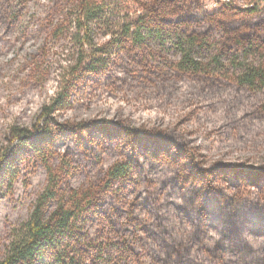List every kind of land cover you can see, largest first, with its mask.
Segmentation results:
<instances>
[{"label": "rangeland", "instance_id": "obj_1", "mask_svg": "<svg viewBox=\"0 0 264 264\" xmlns=\"http://www.w3.org/2000/svg\"><path fill=\"white\" fill-rule=\"evenodd\" d=\"M221 1L237 7L250 4V0ZM79 3L0 0V160L9 166L0 164L4 166L0 171V261L21 236L47 186L48 161L40 152L50 143L42 149L38 141L45 129L68 132L94 123L137 133L157 129L187 143L186 163L192 160L205 175L231 168L264 177V89L251 90L239 83L243 66L255 62L258 55L247 59L242 52L223 51V33L214 29L205 44L193 50L194 58L209 73L183 70L179 63L188 46H181L173 27H166L162 39L134 43L130 36L123 38L125 30H135L143 15L134 0H99L102 13L90 28L91 45L83 49ZM124 39L128 41L123 47L114 44ZM93 58L103 59L101 71L74 89L66 109L45 115L44 108L75 78L79 63L84 61L86 66ZM14 130L26 135L15 138ZM60 144L59 152L66 150L73 159L69 183L76 189L96 186L111 166L129 160L121 151L123 146L116 151L109 143L104 148L98 143L89 156H80L65 141ZM137 163L143 172H133L125 186H114L118 198L108 200L105 211L113 224L106 227L93 217L87 225L89 236L106 245L102 258L90 264H169L171 259L163 256V250H169L161 244L165 230L160 220L189 243L198 239L194 225L177 207L183 206L179 187L171 196L173 190L164 186L171 174L155 175L145 157ZM149 180L154 182L150 189L156 197L163 198L156 204L153 200L145 203L146 195L136 191L149 189ZM212 182L221 188L226 184L218 175ZM165 195L171 198L168 205ZM253 198L258 199L257 195ZM125 242L132 245V251ZM199 246L194 243L200 251Z\"/></svg>", "mask_w": 264, "mask_h": 264}, {"label": "trees", "instance_id": "obj_2", "mask_svg": "<svg viewBox=\"0 0 264 264\" xmlns=\"http://www.w3.org/2000/svg\"><path fill=\"white\" fill-rule=\"evenodd\" d=\"M134 2L142 9L143 15L135 30H125L123 38L130 36L134 43L162 39L166 27L171 26L179 33L181 46H188L179 63L180 68L192 73H209L208 68L194 58L193 50L205 44L211 31L219 29L223 33V51L242 52L247 59L258 55V61L243 66L239 73L240 86L251 90L264 89V0H250L245 7L231 6L221 0ZM79 12L78 28L84 33L80 45L84 49L91 45L90 28L102 13L99 0H80ZM205 25L207 29L202 30ZM126 41L115 40L114 44L123 47ZM102 62V58H93L84 66V61H81L75 68V78L63 85L52 104L44 108V114L66 109L74 89L87 76L100 72ZM89 126L77 125L68 132L60 130L55 133L45 129L42 133L38 140L42 141V149L50 143L46 151H39L48 161V183L37 198L21 236L13 242L0 264H45L46 261L53 264H90L95 263L98 257L102 258L106 245L89 236L87 225L93 217L106 227L113 224L110 214L105 211L108 200L116 201L118 198V194L113 192L114 186H125L133 172H143L137 163L139 157H145L151 163L149 165L154 168L155 175L159 172L171 174L167 180L169 183L165 181L164 186H168L170 192L173 190L171 196L179 187L183 206L177 207L194 225L193 233L198 236L195 242L189 243L181 234L168 231V222L160 220L164 223L161 222L160 226L165 230L162 231L161 244L164 242L169 250H163V256L166 254L171 259L169 264H264V177L231 168L205 175L197 170L192 160L190 164L186 163L187 143H180L174 134L169 135L166 131L154 129L137 133L118 125L107 127L94 123ZM14 133L15 138L26 135L23 130H14ZM61 140L80 156H89L98 143L103 148L109 143L116 151L123 146L121 151L129 156V160L111 166L96 186L72 188L69 180L74 173L73 159L66 150L59 152ZM2 164L9 167L7 163ZM2 167L0 165V171ZM217 175L226 182L223 188L214 186L212 182ZM151 184L154 182L149 180V189L145 191L139 187L136 191L146 195L145 203L153 200L156 204L163 198L159 200L156 197ZM255 195L258 199L253 198ZM165 196L164 203L168 205L171 198ZM157 208L162 209L160 206ZM194 243L200 245V251L194 248ZM125 246L133 250L131 244Z\"/></svg>", "mask_w": 264, "mask_h": 264}]
</instances>
